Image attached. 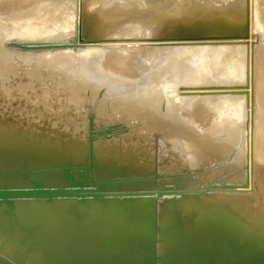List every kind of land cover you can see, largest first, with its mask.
<instances>
[{
    "label": "bare ground",
    "instance_id": "6f19581e",
    "mask_svg": "<svg viewBox=\"0 0 264 264\" xmlns=\"http://www.w3.org/2000/svg\"><path fill=\"white\" fill-rule=\"evenodd\" d=\"M39 1H44L48 9L42 15L45 18L43 23L49 24L50 29L53 25L55 28V24L58 26L52 31L47 30L49 25L44 26L50 37L49 32L55 34V30L62 27L64 31L60 30V33L66 32V26L60 25L68 23L72 27L73 23L70 25L69 21L76 23L83 15L92 30L96 25H99L97 29L103 26L102 31H105L104 26H113L116 36L114 41L118 43L140 40L137 32L148 28L152 32L150 37H144L145 44L148 45L151 38L154 39L153 34L156 36L154 40L160 42L151 43L153 47L150 44L152 54L147 56H153V61L148 57L151 61L146 62L150 66L166 67L157 68L156 71L155 68V74L146 75L140 83H137V79L135 83L125 79L127 82L122 80L120 84L116 79L115 82L119 84L114 86H108L103 82L105 79L101 82L94 75L92 78L90 75L88 78L83 77V69H72L76 68L74 65H71V69L54 72L49 71V68L38 71L28 69L24 72L28 81H34L35 75L50 76L51 83L42 94L24 91L13 95L11 86L5 82L8 76L5 74L7 63L3 56L0 57V106L10 108L14 100L22 102L26 99L30 109L25 106L21 109L15 107L14 110L20 109L33 118H42L45 112H53V117L57 116L61 123H65L63 129L60 124V129L57 127L58 120L47 117V122L50 121L48 126H45L46 123L38 124L34 129L31 128L33 122L29 128L18 127L12 122L13 118L10 117L11 121L0 118V264H264V233L258 231L263 237L254 235L257 231L255 225L252 224L255 229L253 232L254 229L245 220L248 215L247 220L250 218V222L255 223L260 218L264 224V0H202L198 6L199 11L203 10L200 17L195 16L197 7L190 5L193 0H0V11L5 7L9 9L12 2H18L21 9L10 18L17 21L26 14L28 3L35 2L38 5ZM39 8H35L37 11L33 15L39 16ZM59 12L65 14L63 22H56L58 19L55 15ZM169 14L177 17L172 22L151 26L152 17ZM37 16L35 20L41 24ZM38 23L33 25L35 29ZM33 26L30 28L33 29ZM4 29L2 27L6 32ZM31 31L35 33L30 34H37L38 28L37 31ZM69 31L67 34L70 33V38L66 35L69 40H80L79 31L76 35L72 31V36ZM99 31L95 32V36L93 33L91 36L87 34L89 45L76 46L75 52L72 50L70 54L73 56L75 53L80 58V55H90L87 52L91 48L97 47L98 50L102 36ZM254 31L260 41L258 44L254 42L255 45L252 41ZM28 33L24 31L27 37ZM39 34L36 36L39 37ZM55 36L51 38L60 41L67 39L65 35L64 39L63 35ZM43 42L41 40L38 44L37 41L40 49L37 46L34 50L33 47V52L39 49V52L44 53L41 47L47 46V41L44 45ZM52 42L54 45L57 41ZM11 43L8 41L7 44ZM68 43L63 45L68 46L65 53L61 51V54L55 55L61 59L63 53L67 58H62L66 59L65 62L69 61V47L72 45ZM77 43L79 46V41ZM56 44L50 46L57 49ZM52 47L50 49L53 50ZM151 50L148 48L147 51ZM16 51L19 53L23 50ZM98 51L101 52V48ZM123 51L113 52L112 56L107 55L105 58H110L108 63L111 62V65L121 61L127 63V50ZM96 52L94 50V54ZM103 53L97 52L100 56ZM166 53L173 54L160 60L159 56ZM94 54L89 56L90 60L94 59ZM96 60L98 63L93 65L99 69L98 58ZM87 61V64L94 63ZM93 65L92 68L96 67ZM107 65L114 68V65ZM144 72L147 74L146 70ZM255 72L258 74L255 75ZM108 74L112 75L105 72V75ZM132 75L130 73L131 78ZM107 77V80L111 79ZM111 81L114 82L113 78ZM198 103L201 104L196 108ZM213 107L218 110L217 114H211L217 125L210 118V122H214L212 129L209 127L211 130L206 129L207 124L202 129L183 120V109L189 117L199 114L202 118L205 113L201 115L200 112L208 114L214 111ZM9 108L0 110L2 113L5 111L8 117L12 112L9 115L6 112L13 110ZM187 113H183V116ZM70 123L73 133L68 137ZM108 126L113 130H110V137L113 132V135H119L115 134L118 138L113 136L114 141L110 137L101 141L104 136L93 139L102 128H105L102 134L103 131L105 133ZM80 130H84L81 134L92 130L94 135L85 134L86 138L81 140V137H75ZM157 133L160 134L161 144L165 146H162L163 151L160 153L157 150ZM89 135L95 141H88L91 138H88ZM135 137L138 139L133 141ZM179 137H184L186 141L187 158L179 151ZM126 141H131L137 147L129 148L128 144L131 143L126 144ZM189 162L207 181H214L215 185L220 186V189L217 186L215 190L218 195H225L224 199L233 198L234 203L227 205L228 199L226 204L220 201L216 203L215 200L212 202L213 196L206 200L202 196L198 198L199 195L194 197V193L193 198L183 195L192 184V178L186 175ZM173 174L183 177L177 184L180 189L178 200L176 202L173 198V201L175 199L174 203L185 207V210L181 209L183 212L177 217L174 216L176 213H172L173 216L169 213L168 206L173 202L169 201L171 197L164 195L166 188L163 177L170 180ZM245 182L248 186L246 191L237 188ZM41 188L46 191L90 188L93 194H35ZM209 189L208 193L213 192L211 187ZM251 189L255 193H251ZM107 190L134 191L129 193L140 195L95 197V192ZM246 205L253 214L244 213L243 217L241 210L244 209L241 208ZM172 207L171 211L174 210Z\"/></svg>",
    "mask_w": 264,
    "mask_h": 264
},
{
    "label": "rangeland",
    "instance_id": "374dc122",
    "mask_svg": "<svg viewBox=\"0 0 264 264\" xmlns=\"http://www.w3.org/2000/svg\"><path fill=\"white\" fill-rule=\"evenodd\" d=\"M183 1V0H182ZM211 2L213 1V2H216L217 0H210ZM42 2H43V4H42ZM201 3H202V0H193V2L192 3H190V5L193 7V8H196L197 7V9H196V12H197V14L195 15V16H197V17H200V16H202V14H203V10L202 11H199V5H201ZM34 4V5H33ZM41 4H42V6H41ZM33 5V6H32ZM35 5H37V3L35 4V2L33 3L32 2V4H30V3H28L26 6H27V10H25V12H26V14L24 15V17H22V18H20L19 20H17V21H12L10 18L12 17V16H14L16 13H17V11H19L20 9H21V5H19L18 4V2L17 3H13L12 2V4H10V7H8L9 9H6L7 7H5V9H1V11H0V36L2 35V37H0V41H2V42H0V57H2L3 56V60H5V62L7 63V68H6V71H5V74L6 75H8L7 76V78L5 79V82H6V84H8L9 86H11V88H12V94L13 95H15V94H18V93H22V92H24V91H28V92H30L31 94H42V93H44V91H45V89H46V87L51 83V81H52V78H50V76L49 77H47V76H43V77H41V76H37V75H35V80L34 81H28L27 80V75H25V71H28V69L29 70H36L37 69V71L38 70H41V69H43V68H49V71H55V70H59V69H64V70H68L70 67H71V65L73 66H76V68H72V69H77L78 71H81L82 69V74L81 75H83V77H86V78H88V75H90L89 77H91L92 78V76L93 77H97L101 82L103 81L105 84H108V86H114L116 83H118V82H121L122 80V82H124L125 81V79H127V80H129L128 82H133V83H135L137 80H139V81H137V83L139 82H142L143 80H144V78L145 77H147V76H152L153 74H155V71L157 70V68H159V67H155L154 65H152L151 64V66H150V64L148 63L147 64V62L146 61H149L151 58H150V56H147V55H150V53L152 54V50H151V48L153 47L152 46V44L153 43H155L156 41L157 42H160V40H154L155 39V37L156 36H153L152 35V37H154V39L153 38H151V41H149V46L147 45V44H145L146 42H144V41H146L145 39L146 38H148V36L150 37L151 35V30L150 29H148V28H145V29H143L142 31H139V32H137L138 33V37H141L140 38V40L138 39V40H136V41H133V40H129V41H123V43L121 42V43H118L117 41H114L115 39H116V36L114 35V32H113V29H114V27L113 26H108V28H106V26H104V30L105 31H102V29H103V26H100V28L99 29H97L98 27H99V25H96L94 28L95 29H91V28H89L88 26H87V23L85 22L87 19H86V16L85 15H83V16H81L79 19H81L82 21H84V22H80V20L78 19L77 20V17H79V15L76 17V23H75V21H69V23H70V25L73 23V26L72 27H74V28H72L71 26H69V24L68 23H65V24H63V25H60V22H59V25L62 27V26H66L65 27V29H66V32H62V33H60V30L61 31H64V30H62V29H64L63 27H62V29H60V30H55V34H52L51 32H49V31H52L51 29H55V28H57L58 29V26H56V24H55V28H54V25H53V27H51V29H50V25L49 24H47V25H49V27H47V25L45 24V23H43L44 22V15H45V13H46V11L48 10L47 8H46V6H44V1H39V3H38V5L37 6H35ZM40 5V6H39ZM217 5H218V2H217ZM37 7V9L39 8L40 10H38V11H40L39 12V16H37V14L36 15H33V14H35L36 12H35V10L37 11V9H35ZM44 8V9H43ZM219 9V8H218ZM10 10V11H9ZM46 10V11H45ZM221 9H219V11H220ZM24 11V10H23ZM29 11V12H28ZM32 11V12H31ZM65 12V11H64ZM31 13V14H30ZM43 15V16H42ZM25 16H26V18H25ZM33 16V17H32ZM38 17L39 18V20L38 21H41V24H39L36 20V18L35 17ZM57 17V18H56ZM177 17V15H174V14H169V15H167V16H154V17H152V22H151V26L153 27V26H157V25H161V23H169V22H172L175 18ZM33 18V19H32ZM55 18L56 19H58L56 22H58V21H60L61 20V22H63L64 21V19H65V14H62L61 12H59L58 14H56L55 15ZM8 19V20H7ZM22 19H24V21L22 20ZM32 19V20H31ZM36 19V20H35ZM43 21H42V20ZM137 19H139V18H137ZM22 20V21H21ZM149 20H151V18L149 19ZM31 21L33 22H36V23H34L33 22V25H36L37 23H38V25H39V27H37L36 26V29H35V26H33L34 28V30H36L37 31V28H38V32L39 33H42L43 31V33L42 34H39L38 32H36L37 34H34V35H32V34H30V33H35V31L33 32V31H31V30H33V29H31L30 27H32V26H29V23H31ZM21 22V23H20ZM138 22V21H137ZM17 23H18V25H17ZM42 23H43V25H42ZM139 23V22H138ZM45 24V25H44ZM8 25V26H7ZM15 25V26H14ZM68 25V26H67ZM141 25V24H140ZM28 26H29V29L30 30H28L27 28H28ZM44 26H46L47 27V30L49 29V33L51 34V37H52V35H56V34H60V36H62V38L64 39V37L66 36V35H68V37L70 36V33L69 32H71L72 34H71V36L72 35H76V32H78V35L80 36L79 38H80V40H78V39H76V40H69V38L66 36L65 38H67L66 40L64 39V40H62V41H60V39H58L57 40V38L55 39L54 37L53 38H51L50 37V35H48V33H47V30L46 29H44V28H46V27H44ZM52 26V25H51ZM77 26V27H76ZM87 26V27H86ZM2 27H3V29L4 30H6V32H4L3 30H2ZM22 27V28H21ZM8 28V29H7ZM40 28V29H39ZM70 28H72V30L71 31H69L70 30ZM106 28V29H105ZM14 29V31H12V30ZM44 29V30H43ZM78 29V30H77ZM85 30V31H82V30ZM91 29V30H90ZM43 30V31H42ZM45 30H46V32H45ZM67 30L69 31L68 33L69 34H67ZM97 30H100L99 31V33H100V36H101V39H99L100 40V46H99V48H98V50L101 48V52L100 51H98L97 50V47H96V49H94V48H91L92 50L94 49L95 50V52L97 51L98 53H102V51L104 52L103 54H102V56H100V54H97V52L94 54V50L92 51V52H90V50H89V52H87V54H90V55H87V57H85L86 55H80V58H78V55H76L75 53H74V55L72 56V54H70L71 52H73L74 50H76V46H77V48H80V46L81 47H85V46H88L89 45V43L90 42H87V34L89 35V36H91L92 35V33H93V35L95 36V34L97 33L96 31ZM112 30V31H111ZM4 32V33H1V32ZM24 31H25V33L27 34L28 32V37L26 36V34H24ZM27 31V32H26ZM31 31V32H30ZM54 31V30H53ZM58 31H59V33H58ZM74 32V34H73V32ZM107 31V32H106ZM13 32V33H12ZM87 32V33H86ZM91 32V33H90ZM96 32V33H95ZM109 32H110V35H109ZM150 32V33H149ZM17 33V34H16ZM80 33H81V35H80ZM105 33V34H104ZM147 33H149V35L147 34ZM3 34L5 35V37H7V39L4 37L3 38ZM6 34H7V36H6ZM40 35L39 37H41V39L38 37V36H36V35ZM62 34V35H61ZM104 34V35H103ZM113 34V35H112ZM19 35V36H18ZM22 35V36H21ZM29 35L31 36V39L29 38ZM48 35V36H47ZM65 35V36H64ZM77 35V36H78ZM18 36V37H17ZM23 36H25V37H23ZM85 36V37H84ZM146 36V37H145ZM12 37H14V38H12ZM19 37H22L21 38V40L19 39ZM32 37H36L35 38V40L34 39H32ZM39 39H38V38ZM46 37V38H45ZM50 37V38H49ZM55 37H57V36H55ZM58 37H59V35H58ZM144 37H145V39H144ZM198 37H201V35L200 36H198ZM258 36H257V34L255 33V31H254V36H253V38H254V40H253V38H252V41H253V44H254V42H255V44L257 43H259L260 41H259V39L257 38ZM10 40H9V39ZM18 38V39H17ZM25 38V39H24ZM48 38V39H47ZM107 38H109V39H107ZM113 38V39H112ZM246 38V37H245ZM6 39V40H5ZM11 39H13V40H11ZM16 39V40H15ZM38 39V40H37ZM46 39V40H45ZM51 39V40H50ZM106 39V40H105ZM150 39V38H149ZM225 39H228V38H225ZM247 39V38H246ZM41 40H42V42L44 41L45 43H46V41H47V46L45 45V46H43V47H41L44 51V53H41V52H39V49H40V46L38 45L40 42H41ZM5 41H6V43H5ZM8 41L9 42H12L11 44H12V46H11V44L9 45V44H7L8 43ZM16 41H18V42H20V44L18 45L17 43H16ZM21 41H23V42H21ZM37 41H38V44H37ZM40 41V42H39ZM52 41H57L56 43H58V44H56V46H57V49H56V47H52V46H55V44L54 45H52L53 44V42ZM61 43H60V42ZM64 41V42H63ZM69 41V43L68 44H72L69 48L71 49V50H69V54L70 55H68V60L69 61H66L65 62V60L67 59L64 55H63V53H65V49H66V51L68 50L67 49V47L68 46H65V47H63V45H64V43H65V45H66V43ZM71 41V42H70ZM79 41V46L78 45H76V44H78L77 42ZM82 41V42H81ZM83 41H85V43L83 42ZM112 41H114V43H112ZM140 41V42H139ZM258 41V42H257ZM16 43V45H15V43ZM43 42V45L45 44ZM63 42V43H62ZM73 42V43H72ZM74 42H76V44L74 43ZM111 42V43H110ZM117 42V43H116ZM82 43V44H81ZM104 43V44H103ZM128 43V44H127ZM137 43V44H136ZM152 43V44H151ZM184 43H186V42H184ZM67 44V45H68ZM86 44V45H85ZM136 44V45H135ZM140 44H141V46H140ZM145 44V45H144ZM150 44H151V46H150ZM254 44V45H255ZM35 45V46H34ZM41 45V44H40ZM50 45H52V46H50ZM58 45H59V47H58ZM74 45V46H73ZM83 45V46H82ZM109 45V46H108ZM148 47H147V46ZM11 46V47H10ZM38 46V47H37ZM42 46V45H41ZM52 47L53 48V50L52 49H50V47ZM125 46V47H124ZM129 46V47H128ZM132 46H133V48H132ZM137 47V46H140L141 47V49H142V53H141V49H140V47H137V48H135V47ZM144 46H145V48H144ZM33 47H34V50H36L37 48H39L38 49V51H35V52H33ZM37 47V48H36ZM48 47V48H47ZM72 47V48H71ZM119 47V48H118ZM8 48V49H7ZM55 48V49H54ZM64 50H63V49ZM74 48V49H73ZM118 48V49H117ZM144 48V49H143ZM148 48H150V52L149 51H147L148 50ZM18 50V49H20V50H23V51H19V53H17V51L16 50ZM29 49V50H28ZM61 49V50H60ZM108 49V50H107ZM124 49H126L127 50V52H125V54H127V55H125L126 56V62L127 63H125V61L123 62V61H121V62H123V64L125 63V66H123V64H120L121 62H118V63H115V64H113L114 65V68L113 67H110V66H108L109 64L111 65V62L110 63H108L109 61H110V58H105L107 55H108V57H109V55L110 56H112V53L113 52H124L123 50ZM136 49V50H135ZM139 49V50H138ZM28 50V51H27ZM73 50V51H72ZM135 50V51H134ZM10 51H16V52H13V53H15V54H13V53H10ZM27 51V52H26ZM61 51H63V53H62V56L63 57H65L64 59H62L63 57L62 56H60V58L61 59H59V58H57L56 56H58L59 55V53L61 54ZM147 51V52H146ZM37 52V53H36ZM75 52V51H74ZM134 52V53H133ZM140 52V53H139ZM3 53V54H2ZM21 53V54H20ZM28 53H30V54H28ZM57 53V54H56ZM108 53H110V54H108ZM114 53V54H115ZM174 53V52H173ZM173 53H171V54H173ZM16 54H18L17 56H19V59H17L18 57L16 56ZM36 54V55H35ZM68 54V53H67ZM94 54L95 55V57H94V59L92 58L91 60L89 59L90 57L89 56H92V55ZM96 54H97V58H98V61H99V69H98V67L96 66V65H93V64H95V63H98L97 62V58H96ZM143 54H144V56H143ZM156 54V53H155ZM171 54H163V55H160L159 57H160V60H164L166 57H170L171 56ZM30 55V56H29ZM56 55V56H55ZM75 55H76V57H75ZM98 55L100 56V57H98ZM105 55V56H104ZM132 55V56H131ZM139 55V56H138ZM141 55V56H140ZM5 56V57H4ZM9 58H8V57ZM70 56H72L73 58H70L69 59V57ZM82 56V57H81ZM130 58H129V57ZM135 56V57H134ZM146 56V57H145ZM7 57V58H6ZM21 57H23L22 59H20ZM33 57V58H32ZM86 59H85V58ZM128 57V58H127ZM148 57L150 58V59H148ZM156 57V56H155ZM161 57H165V58H163V59H161ZM25 58V59H24ZM56 58V59H55ZM74 58H76L75 59V61H74ZM96 58V59H95ZM103 58V59H102ZM158 58V57H157ZM6 59H7V61H6ZM10 59V60H9ZM31 59H32V61H31ZM72 59V60H71ZM108 59H109V61H108ZM128 59V60H127ZM25 61V62H23V61ZM44 60V61H43ZM61 60H63V62L61 61ZM79 60V61H78ZM84 60V61H83ZM85 60L87 61V60H89V61H92V62H94V63H90L89 61H87V62H89L88 64L87 63H85ZM124 60H125V58H124ZM155 60H156V58H155ZM34 61V62H33ZM46 61V62H45ZM48 61V62H47ZM60 61V62H59ZM80 61H82V62H80ZM104 61V62H103ZM105 61H107V62H105ZM112 61V60H111ZM142 61H145V62H142ZM151 61V60H150ZM152 61H153V58H152ZM33 62V63H32ZM69 62H71V63H69ZM256 62V61H255ZM14 63V64H13ZM23 63H28V65L26 64H23ZM106 63H108V65L106 64ZM145 63V64H144ZM37 65V66H35V65ZM86 64V65H85ZM104 64V66H102ZM119 66H118V65ZM130 65L132 68L131 69H128V68H130V66H128V67H126L127 65ZM140 64V65H139ZM16 65V66H15ZM68 65V66H67ZM89 65H91L90 67H89ZM92 65L93 66H96V67H93L92 68ZM98 65V64H97ZM106 65L108 66V67H106ZM113 65H111V66H113ZM121 65H122V67H121ZM145 65H146V67H145ZM25 66V67H24ZM65 66V67H64ZM88 66V67H87ZM116 66H118V67H116ZM38 67V68H37ZM82 67H84L85 68V70H84V68H82ZM106 67V68H105ZM110 67V68H109ZM164 67H166V65H164V66H161L159 69H161V68H164ZM104 68V69H103ZM108 68V69H107ZM125 68H126V70H125ZM151 68V69H150ZM153 68V69H152ZM156 68V69H155ZM71 69V68H70ZM89 69H91V71L89 70ZM105 71L106 73H111L112 75H105V72H103L104 73V75H102L103 73H101L102 71ZM139 69V70H138ZM154 69H155V71H154ZM98 70V71H97ZM112 70V71H111ZM123 70V71H122ZM144 70H146V73L147 74H145V72H144ZM90 73H88V72ZM99 71H100V73H101V75L99 74ZM119 71V72H118ZM120 71H122V73L120 72ZM128 71V72H127ZM137 71V72H136ZM149 71V72H148ZM256 72H258V70H255ZM85 72V73H84ZM118 72V73H117ZM123 72H126V74L125 73H123ZM131 73V75L132 74H135L136 75V73L139 75H132V78L130 77V73ZM249 72V71H248ZM255 72V75L256 74H258V73H256ZM115 73V74H114ZM129 73V74H128ZM151 73H153V74H151ZM145 74V75H144ZM21 75V76H20ZM114 75H116V76H118V78L116 77V76H114ZM147 75V76H146ZM101 76V77H100ZM109 77V78H111V79H109V80H107L106 79V77ZM111 76V77H110ZM135 76V77H134ZM140 77V78H138V77ZM103 77V78H102ZM107 77V78H108ZM101 78V79H100ZM112 78H113V80H114V82H115V80L116 79H118V80H116V81H118V82H113V81H111L112 80ZM119 78H120V81H119ZM122 78V79H121ZM124 78V79H123ZM135 78V81L133 80ZM137 79V80H136ZM127 80L125 81V82H127ZM131 80V81H130ZM110 83H109V82ZM111 82H113L114 84L112 85V83ZM122 82L120 83V84H122ZM124 82V83H125ZM24 83V84H23ZM39 84V85H38ZM109 84H111V85H109ZM119 84V83H118ZM77 85V83L75 82V86ZM78 85H80V83L78 84ZM34 86V87H33ZM85 86V85H84ZM181 89H184L183 87H181ZM22 100V99H21ZM24 100V99H23ZM23 100H22V102H20V100H17V102L19 101V103L17 104V105H15L17 102L14 100L11 104V107L10 108H13V110H14V108L15 107H17V108H23V107H28L29 108V105H28V103L26 102V99L24 100V102H23ZM16 102V103H15ZM15 103V104H14ZM23 104V105H22ZM201 104V103H200ZM199 103L198 104H196V108L198 107V105H200ZM30 106H31V104H30ZM0 108H4V110H6V108H9V107H7V106H0ZM9 108V109H10ZM31 108V107H30ZM29 108V109H30ZM214 109V111H211V112H209L208 114L206 113V112H203V111H201L200 112V114L202 113H205V115H204V117L202 116V118H201V116L199 115V114H195L193 117H189L188 116V113L186 112V110H182V112L183 113H187L186 115L184 114V116H183V113H182V117L184 118L183 120H187V122H189L191 125H196L198 128L199 127H203V128H206L205 126H206V124H207V130H211L212 128L211 127H213V125L214 124H212V123H214L215 121L214 120H216V119H213V118H215V117H213L212 118V115L211 114H214V113H216L217 114V112H218V110H217V108L215 109V107H213ZM12 110V109H10V110H8L6 113H8V115H9V113H11L8 117L6 116L7 114H5V111H4V113H2L1 112V110H0V118L1 119H4V120H9L10 119V121H11V118H13L12 120V122H14L18 127H22V126H24V127H30L32 124H34V126L32 125L31 126V128L33 127L34 129H35V126H38V124L39 125H44L45 123V126H48L49 125V123H50V121L49 122H47L48 121V118H51L53 121H57L59 118L57 117V116H55V117H53L52 115H53V112L50 114V113H47V112H45L44 113V115L42 116V118L40 117H36V118H33L32 117V115H30V116H28L25 112H23V111H21V110ZM55 109H56V107H55ZM3 110V109H2ZM216 111V112H215ZM214 112V113H213ZM14 113V114H13ZM20 113V114H19ZM25 113V114H24ZM72 116L74 115L73 113H71V112H69ZM201 114V115H202ZM3 115V117H1ZM14 115H17L18 117H16V116H14ZM25 115V116H24ZM51 115V116H50ZM5 116V117H4ZM50 116V117H49ZM187 116V117H186ZM210 116V117H209ZM214 116V115H213ZM11 117V118H10ZM32 117V118H31ZM48 117V118H47ZM198 118V120L196 121V119ZM199 117H200V119H199ZM206 117H207V119L208 120H206ZM8 118V119H7ZM27 118V119H26ZM56 118V119H55ZM189 119V121H188V119ZM193 118H196V119H193ZM212 119V121H214V122H210V120ZM20 119V120H19ZM77 119H79V117H77ZM194 120V121H192V120ZM203 119H205V121L207 122H205ZM22 120V121H21ZM25 120V121H24ZM40 120V121H39ZM200 120V121H199ZM25 123H24V122ZM37 121H39V122H37ZM198 121L200 122V123H198ZM203 121V122H202ZM209 121V122H208ZM23 122V123H22ZM33 122V123H32ZM37 122V123H36ZM58 125H57V127L58 128H60V126L62 127V129L65 127V123H61V121H59L58 120ZM192 122V123H191ZM217 122V121H216ZM215 122V126L217 125V123ZM32 123V124H31ZM48 123V124H47ZM204 123H205V125H204ZM212 124L211 126H210V124ZM20 124V125H19ZM61 124V125H60ZM71 127V129L69 128V133H68V137H70V133L72 134L73 133V128H72V123H70L69 124ZM204 125V126H203ZM214 126V127H215ZM23 127V128H24ZM211 129H210V128ZM110 128V126H108L106 129H108V130H105V133H104V131H103V134H102V129H105V128H102L101 129V131H99L98 133H100L101 132V134L102 135H98V133H95L96 134V136L93 134V132H91L92 130H88V133L87 132H85L84 134H81V132L83 133V131L84 130H80L79 132L80 133H76V136L75 137H81L80 139L82 140V139H84V137H85V134H86V136L88 135V134H93L94 136H93V139H96V137H97V139L96 140H98V138H102V136H104V138H102V140L101 139H99V141L101 140V141H105V140H107V138L108 137H110L111 136V131H113L111 128ZM202 128V129H203ZM209 128V129H208ZM61 129V128H60ZM71 130V131H70ZM111 130V131H110ZM110 131V132H109ZM94 132H96V131H94ZM108 133V134H107ZM107 134V135H106ZM116 135H117V133H115ZM113 135V132H112V137H110V138H112L113 139V136L114 137H119V135ZM82 135V136H81ZM157 136H156V142H157V150L159 149L160 151H158L159 153L161 152V151H163L162 149V144H161V142H160V137H158V136H160V134L159 133H157L156 134ZM101 136V137H100ZM105 136H107V137H105ZM83 137V138H82ZM89 137H91V138H89ZM117 137V138H118ZM86 138V137H85ZM88 138L89 139H87L88 141H90V142H92V136H88ZM109 138V139H110ZM137 137H135L134 138V140L133 141H136L137 139H136ZM182 138V139H181ZM136 139V140H135ZM181 139V140H180ZM185 139H184V137H179V140H178V147H179V151L184 155V157L185 158H187V154H188V150H187V148L188 147H186L187 146V144H186V141H184ZM93 141H95V140H93ZM112 141H114V139L112 140ZM127 143L126 144H128V143H131V141H126ZM142 142V141H141ZM169 142V141H168ZM167 141H165V143H168ZM181 142V143H180ZM184 142V143H183ZM184 145H183V144ZM161 146H160V145ZM129 146V148L131 147V148H136V147H134L135 145L134 144H132L131 143V145L130 144H128ZM134 145V146H133ZM166 146H169L168 144H165ZM133 146V147H132ZM163 147H165V146H163ZM183 148V149H182ZM186 153V154H185ZM192 166H191V165ZM189 165L191 166V167H193V168H190L189 167ZM189 167V168H188ZM187 170H189V171H187ZM187 170H186V175L188 176V174H189V176L192 178V184H191V188L190 189H188V190H186L187 191V193H186V191H185V193L183 194V195H185V196H188V198H190L192 195H193V193H194V197H196L197 195H199L198 196V198H200L201 196V198L203 199L204 197V199H208V200H210V198H211V196H213L212 198H214V199H212L211 201L212 202H215L216 201V203H220V202H226V200L228 199V202H226L227 203V205L228 204H232V203H234V201L233 200H235V199H231L230 197L229 198H226V199H224V196L223 197H221V194L220 195H218V193L215 191L216 189H217V186L219 187V189H220V186L219 185H215V182L213 181V183H212V181H210L212 184H210L209 183V181H207V179L204 177V175H201V173L200 172H198V169H196L195 168V166H193V164L192 163H190L189 162V164H187ZM191 171V172H190ZM197 173V174H196ZM183 174H185V173H183ZM183 174H182V176H183ZM191 174H195L194 176H195V178H194V176L193 175H191ZM175 175L176 174H173V175H171V177L169 176V179L170 180H172V181H170V180H168V178L166 177H163V183H164V188H166L165 189V192L166 193H164V195H168L167 196V198L170 196L171 198H172V200H171V198H169V201H173V198H175L176 199V202H177V197H178V195H179V193H180V189L178 190V187H177V184L179 185L180 184V182H181V179L183 178V177H181V174L178 176H176L175 177ZM197 176V177H196ZM200 176V177H199ZM202 176H203V178H202ZM175 177V178H174ZM179 177V180L177 179ZM181 177V178H180ZM174 179V180H173ZM178 180V181H175V180ZM201 179H203V180H201ZM165 180V181H164ZM193 180H194V182H193ZM197 180V181H196ZM204 180H206L208 183H206V182H204ZM175 181V182H174ZM200 181H202V184H200L201 182ZM168 182V183H167ZM177 182V183H176ZM206 183V187H205V184ZM172 184V185H171ZM194 184V185H193ZM207 184L211 187V190H213V192L212 191H210L209 193L207 192L208 190H210L208 187H207ZM214 184V185H213ZM217 184H219V183H217ZM245 184V185H244ZM172 187H171V186ZM176 185V186H175ZM199 185L201 186V187H199ZM204 185V186H203ZM169 186V187H168ZM173 186H174V189H173ZM213 186V187H212ZM168 187V188H167ZM193 187H195V188H193ZM197 188V190H195L194 191V189H196ZM199 188V189H198ZM201 188V189H200ZM222 188H224L225 189V187H222ZM237 188L238 189H243V190H247L248 189V186L246 185V182L245 183H243L242 184V186L240 185V186H237ZM169 189H172V191L171 190H168ZM167 190V191H166ZM201 190H203V191H201ZM205 190V191H204ZM252 190V189H251ZM108 191H110V190H107V191H99L100 193H104V195H101V197L102 198H105V196L106 197H108V196H117V195H107L106 193L108 192ZM112 191V190H111ZM197 191V192H196ZM199 191V192H198ZM118 192H120V191H118ZM122 192H126V193H129V192H134V191H122ZM196 192V193H195ZM251 193H255V190H252V191H250ZM96 193V192H95ZM125 193V196H139L140 194H131V193H129V194H126ZM188 193H189V195H188ZM200 193V194H199ZM208 193V194H207ZM217 193V194H216ZM172 194V195H171ZM178 194V195H177ZM191 194V195H190ZM196 194V195H195ZM203 194V195H202ZM210 194V195H209ZM216 194V195H215ZM206 195V196H205ZM209 195V196H208ZM119 196V195H118ZM122 196H124V195H122ZM165 196V197H166ZM173 196V197H172ZM176 196V197H175ZM216 196V197H215ZM218 196H219V198H218ZM121 197V196H120ZM162 197V196H161ZM97 198H100V196H98ZM166 198V199H167ZM179 198H181V197H179ZM183 198V197H182ZM191 198H193V196L191 197ZM200 198V199H201ZM220 198H222V200L220 199ZM175 199H174V201L173 202H169V201H167L168 203H170V207L168 206V203H167V206H168V208H170V210H169V213H171V215L173 216V214L174 213H176V214H174V216L175 217H177V215L180 213V212H183V210L181 211V209H184L185 210V207L183 208V207H180V206H177L174 202H175ZM182 200V199H181ZM215 200V201H214ZM217 201H220V202H217ZM197 202V201H196ZM230 202V203H229ZM225 203V204H226ZM176 205V207L178 208V209H176V207L174 206V205ZM171 206H173L172 207V209H174V210H172L171 211ZM234 207V206H233ZM245 208L247 207V205L246 206H244ZM249 207V206H248ZM245 208H241V209H244V210H241V212H243V217L245 216L244 215V213H246V215L247 214H250V215H252L253 213L252 212H249L248 210H250L249 208L247 209L246 208V210L247 211H245ZM175 210H177L176 212H173V211H175ZM179 211V212H178ZM250 211H252V209L250 210ZM173 213V214H172ZM181 214V213H180ZM247 217V218H246ZM248 215L247 216H245V220L248 222V224H249V226H250V228H253V225H255V229L257 230L256 232H254L255 231V229L253 230V232L255 233L254 235H256V236H260V237H263L262 236V234L260 235L259 233L262 231L263 233H264V224H263V222H261V220L262 219H260V218H258L257 219V221H255V223H252L253 221H251L250 222V218H249V220H247L248 219ZM259 220V221H258ZM256 222H258V223H256ZM260 223H262V224H260ZM253 224V225H252ZM256 224H258V225H261V227H259L258 225H256ZM252 225V226H251ZM257 226V227H256ZM260 230H259V229ZM252 230V229H251ZM258 231H260V232H258ZM263 239H264V237H263ZM18 263V262H17ZM21 264V263H20Z\"/></svg>",
    "mask_w": 264,
    "mask_h": 264
},
{
    "label": "water",
    "instance_id": "95a60500",
    "mask_svg": "<svg viewBox=\"0 0 264 264\" xmlns=\"http://www.w3.org/2000/svg\"><path fill=\"white\" fill-rule=\"evenodd\" d=\"M83 190V191H82ZM36 193H41L42 195H45V194H64V193H83L85 196H90L93 194V190L90 189V188H86L85 190L82 189V188H79L78 190H70V189H61V190H45V189H40L37 191H35V194ZM107 195H119V196H122V195H125L124 192L120 191H108L106 193ZM126 194H129V193H126ZM132 194V193H131ZM101 195H104V193H100V192H96L95 193V197H98V196H101Z\"/></svg>",
    "mask_w": 264,
    "mask_h": 264
}]
</instances>
